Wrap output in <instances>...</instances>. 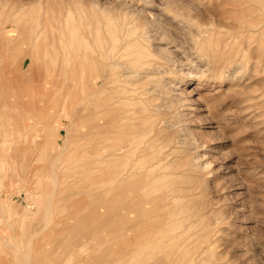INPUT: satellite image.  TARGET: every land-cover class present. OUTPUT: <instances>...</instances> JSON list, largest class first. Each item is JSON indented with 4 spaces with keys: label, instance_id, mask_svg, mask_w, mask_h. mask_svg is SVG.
I'll list each match as a JSON object with an SVG mask.
<instances>
[{
    "label": "rangeland",
    "instance_id": "rangeland-1",
    "mask_svg": "<svg viewBox=\"0 0 264 264\" xmlns=\"http://www.w3.org/2000/svg\"><path fill=\"white\" fill-rule=\"evenodd\" d=\"M0 264H264V0H0Z\"/></svg>",
    "mask_w": 264,
    "mask_h": 264
},
{
    "label": "bare ground",
    "instance_id": "bare-ground-1",
    "mask_svg": "<svg viewBox=\"0 0 264 264\" xmlns=\"http://www.w3.org/2000/svg\"><path fill=\"white\" fill-rule=\"evenodd\" d=\"M98 113H99L98 115H99L100 119H103L105 117V121L101 122L100 126L104 127L105 125L109 124V125L112 126L113 129L115 128V130H116V126L118 124H120L119 122L121 120H123L124 118L130 117L129 115L121 116L119 114V112L116 113V109L115 108H113V107L112 108H109V107L107 108V107L104 106V104H102L100 106V110H99ZM106 117H108V118H106ZM101 133H104V130H101ZM105 147H106L105 146V142H104V140L102 138L99 141V150L103 151L105 149ZM130 150L131 149L129 148L128 144H117V143L115 144L114 148L112 149L111 156H110L111 157L110 161H111V164L115 168L116 171L112 174L111 181L117 188L122 186L125 183H128L130 178L134 174L132 171L126 172V173H122L119 170L117 171V168H119L120 165H121V157L127 155L128 153H130ZM163 160H164L163 157L158 159L154 163V165L161 164L163 162ZM120 192L121 191H119L118 189L115 192L114 207H113V211H112L113 216L115 218H119V219L122 218V217L123 218H129V219H135L137 217V215L139 214V212H143L142 208H140L137 205H133L130 201H127V202H124L123 204H121V202H122V200H121L122 199V194ZM149 225H150V223H149ZM151 226L153 228L154 225H151ZM129 227H130V225H129Z\"/></svg>",
    "mask_w": 264,
    "mask_h": 264
}]
</instances>
